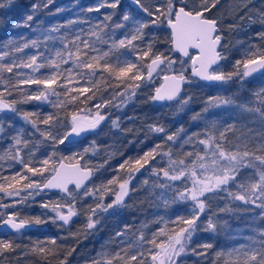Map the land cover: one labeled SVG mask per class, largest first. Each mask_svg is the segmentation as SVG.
I'll return each mask as SVG.
<instances>
[{
	"label": "snow or ice",
	"instance_id": "6c2138e0",
	"mask_svg": "<svg viewBox=\"0 0 264 264\" xmlns=\"http://www.w3.org/2000/svg\"><path fill=\"white\" fill-rule=\"evenodd\" d=\"M6 2L10 4L12 0ZM52 2L53 0H46L44 6L47 7ZM219 2L220 0H163V3L147 6L142 0H133L146 14L147 19L133 21L132 27L125 31L121 38L117 37L116 30L126 27L125 22L130 20L127 13L122 15V22L111 26V31L109 24H97L86 36L77 33L74 38L67 35L59 37L62 47H46L50 55L40 53L39 47L41 43L46 44L47 41L57 39L51 35H48L45 41L32 40L22 44L18 41L8 42V45H15L16 53H23L28 48L38 51L37 54L24 58H12L8 63L3 61L11 53L5 51L0 54V84L6 86L9 95L12 94L11 89H16L22 96L20 100L6 101L4 93L0 92V112L17 113L31 125L41 139L29 140L25 136V130L19 129L11 137V145L0 153V160L7 159L20 165L14 174L0 173V193L13 199L12 204H6L0 198V208L8 209L17 204H25L45 190H58L61 195L57 200L41 202L39 206L48 212L40 215L22 216L18 211L0 212V229L7 226L22 237L30 227L62 222L59 227L63 228L73 224L74 218L80 217L85 221L83 230L78 229L76 233H71L69 229V232L73 236L87 235L97 228L106 214L130 207L125 201L130 193L138 190L132 185V181L141 170L158 177L152 185L153 188L175 193L170 200H165L166 206L190 202L187 213L177 215L174 219L165 220L161 217L155 220V224L162 226L152 230L150 235L145 231L146 224H141L134 232L131 225L125 224L100 248L92 264H187L185 257L189 255L207 258L208 250L213 248V244L197 243L193 247L192 241L198 229L215 232L225 226L214 219L215 212L207 218L206 224L197 223L206 209L212 207V201L228 198L235 204V209L225 206L220 211L248 210L241 205L264 210V142L252 149L244 134H234L230 138L229 133L236 132L235 125L224 126L216 120L205 119L202 113H195L191 117L193 121L205 119L204 128L199 132L189 134L181 127L169 133L163 125H149L151 132L163 134V143H155L136 157L125 160L117 169L120 174L100 184L86 186V182L102 166H90V161L80 164L89 153L95 156L100 151L95 140L82 152L70 156L62 155L63 150L60 149V146L64 145L66 150L76 137L95 131L111 115L110 111L104 112L105 108H120L126 105L136 96L137 90L148 88L157 79H162L164 83L155 88L149 99L175 100L177 110L183 111L192 99L191 96H180L182 84L191 82L185 76L187 69L184 67L189 61L191 75L204 81L228 83L236 80L243 85V82L255 73L264 77V30L256 34L260 43H248L241 58L233 63L231 71H225L223 65H220L219 62L227 58L223 54V48L226 47L222 43L224 37L218 27V21L206 15ZM243 2L247 7L250 0ZM119 3L120 0H112L111 3L101 4L87 11L99 12L100 8L105 6L116 9ZM3 7L5 3H0V8ZM36 7L39 6H34ZM112 15L105 16V21L110 22ZM240 19L243 20L244 17ZM32 20L33 15H28L25 26ZM248 21L250 24L258 22L264 26V10L257 12L255 17L249 16ZM165 23L171 29V35L166 41L170 45L168 52L179 54L187 60L173 59V55L155 48L158 39L146 30ZM59 27L48 31L58 32ZM228 27L236 28L239 25ZM102 46H107V50ZM190 49L197 50V53L191 54ZM176 64L180 67L174 68L173 65ZM66 65L70 67H65ZM214 65L217 67H213ZM22 69H28L30 72L21 71ZM41 69L48 71L41 72ZM5 73L10 74L7 79ZM101 83L105 85V91L108 88L112 91L108 98H99L94 105L96 111L89 108L88 115L83 116L80 112L85 109L67 111V105L75 104L76 101L87 104L97 100L96 90ZM25 85L37 87L22 91ZM252 96L254 101L239 105L232 97L214 96L208 100L202 112L207 113L209 107L231 105L238 107L241 112L259 113L264 121V87L253 91ZM51 97L56 99L51 100ZM32 101L64 109L65 118L70 120L69 125L64 131H58V128L65 127L59 112L41 115L39 111H23L16 107L18 103ZM253 103L257 106H249ZM110 123L114 128L120 127L119 118L112 119ZM4 131V125L0 123V136ZM30 144L33 147L30 148ZM41 145L46 146L43 158L37 156ZM185 145H191L193 151H184ZM197 145L202 148H197ZM176 148L179 152L174 151ZM165 157L167 166L161 167ZM153 161L156 163L153 164ZM197 169L200 170L199 175ZM245 169L250 171L245 172ZM37 177L39 179H35ZM186 177L191 179V187L186 183L183 188L169 183L184 181ZM161 180L165 182L161 183ZM142 183L147 185L149 181L143 180ZM69 185H74V188ZM207 193L214 195L206 196ZM17 197L18 200L15 199ZM89 197L91 201L85 204L84 201ZM259 235L264 237V232ZM17 247L19 246L15 245L12 238H0V256L6 252H15ZM60 247L53 238L35 240L26 246L24 254L38 255L47 261V264H51L48 257H57ZM59 264H66V259L60 260ZM212 264H264V239H251V244L247 247L234 248L227 252L216 251Z\"/></svg>",
	"mask_w": 264,
	"mask_h": 264
},
{
	"label": "trees",
	"instance_id": "16d2710c",
	"mask_svg": "<svg viewBox=\"0 0 264 264\" xmlns=\"http://www.w3.org/2000/svg\"><path fill=\"white\" fill-rule=\"evenodd\" d=\"M225 1L226 0H220L218 4ZM45 2L46 0H12L9 4L6 0H0V3H5V7L0 8V54H3L5 51L11 53L3 63L10 62L12 58L20 59L35 55L38 51L34 48H28L23 53H16L14 51L15 45H8L9 41H18L21 44L25 41L30 42L32 40L45 41L47 36L51 35L57 39L47 41L46 44L41 43L39 47L40 53H43V55H50V53L46 51V47L53 49L61 48L62 45L58 39L61 36L67 35L69 38H74L77 33L86 36L88 31L97 24H109V31H111V26H114L117 22H122V15L127 13L130 16V20L125 22L126 27L116 30L117 37L121 38L122 34L132 27L133 21L147 19L146 14L132 8L128 0H120L119 6L116 9H110L106 6L101 7L99 12H89L87 9H94L101 4L111 3L112 0H53L47 7L44 6ZM37 5L39 7L34 8V6ZM213 10L214 8L206 13V15L212 19ZM109 14H113L110 22L104 19V17ZM28 15H33V20L27 22V26H25ZM70 21L74 23L70 24ZM56 26H60L58 32L50 33L48 31ZM146 31L157 37L158 42L155 45L156 49L164 51L166 54H171L168 52L170 45L166 42L170 37L166 23L158 27H152ZM233 37L232 61L241 58L242 52L248 43H260L251 39L253 37L250 33L242 31V28L236 30ZM150 38L151 37H147V39ZM5 45H8V47H5ZM102 47L104 50H107V46ZM171 55H173V57L175 56V54ZM65 67H70V65H66ZM21 71L30 72L28 69H22ZM47 71V69H41V72ZM4 75L5 79H7L10 74L5 73ZM37 75H39V73ZM185 76L190 78L189 70L185 72ZM253 76H261V74L259 73ZM14 79L15 78H13V81ZM193 82L195 83V89L192 92L188 90L182 93L185 94L184 96H191V101L183 111L177 110L175 113V118L180 122V128L183 127L190 134L192 132L201 131L204 128L205 119L216 120L224 126L228 124L235 125L236 132L229 133L230 138L234 134H244L245 138L249 140V147L252 149L256 148L259 143L264 142V121L261 120L259 113L241 112L238 107L231 105L209 107V111L203 113L202 110L207 106L208 100L214 97L213 94L209 93V89H214L220 82L216 85H206L195 79H193ZM158 84L159 82L155 81L151 86H157ZM36 87V85H25L22 91L29 88L35 89ZM240 90L244 92L242 96H247L251 101H254L252 99L253 96L245 86ZM111 91V88L105 91V85L101 83L96 90L97 100L87 104H81L79 101H76L75 104L67 105V111L72 112L74 110L79 111V109H85V111L80 112V115H88L87 109L91 108L93 111H96L94 107L95 103L101 96L108 98ZM0 92L4 93V99L6 101L22 99L21 92L16 89H11L12 94L9 95L4 84H0ZM89 95H91V93H89ZM225 97H232L236 100L233 96L231 87L227 91ZM50 99L55 100L56 98L51 97ZM153 102L154 101L149 98L144 101L142 109L137 116L121 114L118 111L120 108L111 106L105 108L104 112H111V115L106 120L111 121L117 116L121 128L118 130V128H111L110 126V128L105 129L103 121L98 129L74 141L72 145H68L66 150L65 146L61 145L60 149L63 150L62 155L70 156L73 153L82 152L84 148L89 146L92 140H95L100 151L95 156L89 153L85 156L84 160L80 161L81 165H83L85 161H90V166H102L99 171L95 172L91 184L106 182L112 177L120 174L117 172V169H119L121 163L129 158L136 157L138 153H142L151 148L155 143L161 142V135L159 133H153L147 128V125H152L153 122L151 120L154 119V114L158 113L157 111L161 108V105H156ZM116 103H119V101H116ZM173 103L176 105V101L168 104ZM255 106L257 105L253 103L252 107ZM16 107L18 110L23 111H39L41 115L59 112L65 125V127L57 129L61 132L64 131L70 123V120L65 118L64 109L53 108L48 103L41 104L40 102L32 101L29 103H18ZM195 113H202L205 119L193 121L191 117ZM0 123H2L5 128L4 133L0 136V153H3L7 147L11 145V137L15 135L16 131L19 129L25 130V136L29 140L36 141L41 139L39 134L34 132L31 125L27 124L17 113L12 112L8 115L0 113ZM29 147L31 148L33 145L30 144ZM45 150L46 146L41 145L37 151V156L43 158ZM26 151L27 150H25V152ZM48 151H50V149H48ZM174 151L179 152V149L176 148ZM184 151H192V148L189 145H185ZM19 168L20 165L16 164L14 161L7 159L0 160V173H3V175L14 174ZM197 174H200L199 169H197ZM35 179L39 178L37 177ZM182 182L188 185L191 183V179L186 177ZM139 184V176L136 175V178L132 181V185L136 186L138 190L134 193H130L125 201L130 204V207L121 208L118 211L106 214L101 220V223L97 225V228L88 232L87 235L80 234L73 236L69 232V229L71 233H76L78 229L83 230L85 221L80 217H77L73 224L68 227L64 226L63 228L59 227L60 223L52 224L49 222L48 224L38 225L34 229H27L26 234L22 237L18 236L16 233H8L7 235L0 234V238H12L15 245L19 246L15 252H6L3 256H0V264H47V261L42 257L35 254L25 255L24 251L26 246H29L32 241L45 240L48 238L56 239L57 244L61 246L58 249L57 257H48V261H51V264H59V261L64 259H66V264H92V260L100 248L113 237L116 231L122 229L125 224L131 225L133 232L141 224H146L147 228L145 231L150 235L152 230L162 226L155 224V220L161 217L165 220L174 219L177 215H185L187 213L189 209L188 204L177 203L162 206L156 200V197L148 191L145 185L142 184L141 186ZM60 195L59 193H41L36 196L34 200H29L25 204H17L15 207L8 209L0 208V212L11 213L18 211L22 216L40 215L48 212L47 209H42L39 206L40 203L57 200ZM210 195L214 194H206V196ZM0 198H2L3 203H13V199L4 196L3 193H0ZM15 199L18 200L19 198L17 197ZM89 202V199L84 201L85 204ZM211 203L212 207L206 209L205 213L201 215L200 221L197 223L200 224L203 222L206 224L207 218L215 212L216 215L214 219L217 220L219 224L225 226L222 229L218 228L215 232H206L198 229L193 236L192 246L194 247L197 243H212L213 248L208 250L209 255L207 258L196 255L185 257L187 264H212L216 251L227 252L234 248L249 246L251 244V239H264V237L259 235L260 232H264V210L256 208L255 206L241 205L242 208H247L248 210L220 211V209L225 208V206L235 209V204H232L228 198L214 200ZM236 204H239V202H236ZM77 207H79V204ZM49 215L53 214L49 213ZM73 248L75 251H72ZM69 252L71 254L67 255Z\"/></svg>",
	"mask_w": 264,
	"mask_h": 264
},
{
	"label": "rangeland",
	"instance_id": "374dc122",
	"mask_svg": "<svg viewBox=\"0 0 264 264\" xmlns=\"http://www.w3.org/2000/svg\"><path fill=\"white\" fill-rule=\"evenodd\" d=\"M127 1V0H126ZM142 3H144L147 6L151 5H157L160 3H163V0H142ZM261 10H264V0H250V2L247 4V7L244 6L243 0H226L225 2L216 5L214 10L212 11L213 19L218 21V27L221 30V33L224 37L222 43L226 45L225 48H223V54L227 57L226 59L222 60L220 65H223V68L225 71H231L232 70V65L235 62L232 61L231 59V54H232V43L234 41L233 34L236 30L241 29L242 31H246L250 33V35L253 37L251 39H254L255 42H260L256 38V34L264 30V26H262L260 23H249L248 17L252 16L255 17V14ZM247 14V15H246ZM244 17L243 20L240 18ZM233 24H238L239 27L236 28H229V25ZM194 55V53H191ZM182 59L179 56L175 54L173 59ZM187 60V59H185ZM190 61L184 65V67L189 70L190 69ZM174 68H179L180 65L176 64L173 65ZM190 83H185V89L184 91H190L192 92L195 89V83L193 82V79L190 77ZM157 82L160 83L161 79H157ZM159 85V84H158ZM157 85V86H158ZM157 86H149L148 88H141L137 90L136 96H134L131 100L127 102L126 105H122L118 111L121 114H127L130 116H137V114L141 111L142 105L144 104V101H146L149 98V95L151 96L153 94V91ZM245 86L247 90L250 91L251 95L252 92L255 90H259L261 87H264V77L262 76H252L248 77L244 82L243 85L241 83L237 82L236 80L230 81L228 83H220L218 84L214 89L210 90L209 93L213 94L214 96H221L225 97L227 91L230 89L233 91V96L236 98L237 104L245 103L247 104L250 100L247 96H242L244 94L243 91L240 89ZM184 92V93H185ZM185 94H182L181 96L183 97ZM122 99V98H121ZM253 100H255L254 97H252ZM154 103V102H153ZM155 104V103H154ZM249 106L252 107V104ZM223 107V106H220ZM177 111L176 105L173 104H164L161 105V108L157 111L158 113L154 114V119L151 120L154 124H160L165 126L166 130L171 133L175 132L178 128H180V122L177 121L175 118V113ZM83 116V115H82ZM118 118L115 116L113 119ZM111 121L105 120L104 121V126L105 129L107 128H113ZM121 127L118 128V130ZM147 128L149 130V125H147ZM98 129V128H97ZM196 131V130H195ZM198 131V129H197ZM161 135V142L163 143V139ZM191 147V145H189ZM192 148V147H191ZM197 148H202V146L197 145ZM175 150V149H174ZM193 151V148H192ZM159 160L160 157H157ZM153 164L156 163V161L152 162ZM187 163V161H186ZM161 167L167 166V158L165 157L163 159V163L160 165ZM245 172H248L250 170L245 169ZM136 175L139 176L140 184L142 186L143 180H148L149 183L145 185L148 188V191L156 197V200L160 203L162 206L165 205V200H170L175 193L166 189L162 188H153L152 185L153 183L158 179L156 176H152L150 173H148L146 170H141L140 173H137ZM239 179V177H238ZM161 183L165 182L163 180L160 181ZM188 182V181H187ZM190 182V181H189ZM169 183H174L177 187L183 188L184 182L182 181H175V182H169ZM188 187H191V183L188 184ZM91 197H89V201ZM86 203V202H85ZM240 204V202H239ZM190 206V202L188 203V207Z\"/></svg>",
	"mask_w": 264,
	"mask_h": 264
},
{
	"label": "water",
	"instance_id": "95a60500",
	"mask_svg": "<svg viewBox=\"0 0 264 264\" xmlns=\"http://www.w3.org/2000/svg\"><path fill=\"white\" fill-rule=\"evenodd\" d=\"M128 3H129V5H130L132 8H134L135 10H137V11H139V12L142 11V10H140V8H139L137 5H135V4L133 3V0H128ZM166 27H167V29H168L170 35H171V29L168 28L167 24H166ZM189 51H190V53H194V55L197 53V50H195V49H190ZM176 55L179 56V54H176ZM179 57H180V56H179ZM180 58H182V59H187V58H184V57H180ZM221 62H222V60H221L219 63L221 64ZM213 67H217V66L214 65ZM191 71H192V70H191V67H190V69H189V76H190L192 79H195V80L199 81L200 83H203V84H206V85H216L217 83H219V82H209V81L201 80L199 77H194V76H192V75H191ZM255 74H259V73H255ZM255 74H253V75H255ZM163 83H164V82H163V80L161 79V81H160V83H159V85H158L157 87H160ZM157 87H156V88H157ZM181 88H182V90H181L180 96H181L182 93L184 92V89H185V83L182 84ZM153 94H154V91H153ZM153 94H152V95H153ZM173 101H175V100H172V101H167V100H165V101H154V103H155L156 105H164V104L171 103V102H173ZM0 113H2V114H7V115H8V114H11L12 112L5 111V112H0ZM100 125H101V124H100ZM86 134H88V133L82 134L80 137H76L74 141H76V140L82 138V137L85 136ZM70 139H72V138L70 137ZM65 163H68V162L65 161ZM80 164H81V163H80ZM93 178H94V175L91 177L90 180H88V181L86 182V186H88V185L91 184ZM69 187H70V188H74V185H69ZM81 191H82V189H81ZM42 193H59V191H58V190H51V191H49V190H45V192H42ZM59 194H60V193H59ZM75 219H76V218H74V220H75ZM58 223H62V222H58ZM68 226H69V225H67V226H65V227H68ZM34 228H36V226L30 227V228H28V229H34ZM8 233H14V232H13L11 229H9L7 226H5L3 229H0V234H8Z\"/></svg>",
	"mask_w": 264,
	"mask_h": 264
}]
</instances>
